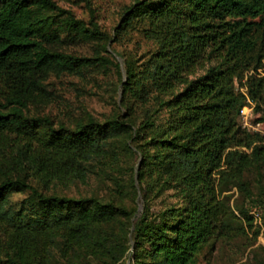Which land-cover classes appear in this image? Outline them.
<instances>
[{"label":"trees","instance_id":"16d2710c","mask_svg":"<svg viewBox=\"0 0 264 264\" xmlns=\"http://www.w3.org/2000/svg\"><path fill=\"white\" fill-rule=\"evenodd\" d=\"M130 32L154 44L120 81L122 96L153 103L130 139L162 152L165 166L154 189L142 183L145 158L133 173L146 197L130 231L132 264H195L237 223L252 226V215L228 196L235 189L250 197L252 174L264 207V137L239 123L250 104L255 122L264 123V0H135L113 38ZM109 40L92 20L75 19L53 0H0V264H119L128 250L127 233L109 241L107 225L135 210L47 191L83 182L108 141L131 126L91 116L70 125L28 111L51 75L118 67L103 56L66 54L64 44L100 43L106 52ZM205 61L214 64L194 76ZM244 78L240 92L235 83ZM23 192L11 205L10 194ZM163 195L174 201L156 206Z\"/></svg>","mask_w":264,"mask_h":264},{"label":"rangeland","instance_id":"374dc122","mask_svg":"<svg viewBox=\"0 0 264 264\" xmlns=\"http://www.w3.org/2000/svg\"><path fill=\"white\" fill-rule=\"evenodd\" d=\"M53 1L77 20L85 23L92 20L97 24L99 31L110 39L108 46L105 45L106 52L102 51L100 43L94 42H67L62 46V52L75 57L103 56L118 67L91 69L83 76L68 73L49 76L44 83L45 95L28 105L29 113L34 116H49L57 122L61 121L70 125L86 116H91L99 122L118 118L131 126V133L108 141L104 157L93 161L91 173L83 182H73L68 185L52 184L47 192L72 198L96 197L104 202L135 210V215L131 218L118 219L107 225L109 241L112 239L116 241L118 238L122 240L123 233H127L124 239H126L125 245L128 250L119 264H132L133 241L130 231L142 211V199L146 197V194L139 190L133 173L139 160L145 158L142 183L147 190L154 189L164 179L165 166L162 152L150 144L139 142L138 137L134 140L130 139L134 136V132H137L138 124L145 118L147 110L153 103L142 104L122 96L120 81L124 78L127 64L139 63L147 51L154 48V44L144 40L136 32L113 38V30L123 10L135 0ZM213 64L214 61H205L194 76L202 74ZM252 75H261V69L257 72L254 70L245 72V77ZM245 80L246 78L242 79L241 84L235 83L236 89L240 92L246 91ZM258 117L259 114L252 110L251 120L255 121ZM261 124L264 132V123L261 122ZM250 133L254 132L250 131ZM3 152L7 153L9 150L4 149ZM248 179L250 197L246 198L242 193L232 189L228 194L229 202L250 214L258 212L259 218L253 219L251 227L244 226L240 229L237 223L229 236L205 247L198 255L195 264H264V207L259 197L260 189L253 182L254 175L252 174ZM261 184L264 188V179ZM25 196L24 192L11 193V205L15 206ZM170 201L174 199L163 195L153 200V203L158 206ZM75 263L109 264V261L97 259L87 261L86 259V261L81 260ZM52 264L64 263L56 259Z\"/></svg>","mask_w":264,"mask_h":264},{"label":"built area","instance_id":"2783aa9c","mask_svg":"<svg viewBox=\"0 0 264 264\" xmlns=\"http://www.w3.org/2000/svg\"><path fill=\"white\" fill-rule=\"evenodd\" d=\"M248 101V100H247ZM249 102V101H248ZM252 113V107L251 104L244 106L239 111V123L242 129H245L248 132H255L260 135H264V132L261 129V122H255L251 120L250 115ZM252 217L254 220H257L259 218V213L252 212Z\"/></svg>","mask_w":264,"mask_h":264}]
</instances>
